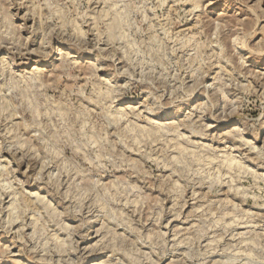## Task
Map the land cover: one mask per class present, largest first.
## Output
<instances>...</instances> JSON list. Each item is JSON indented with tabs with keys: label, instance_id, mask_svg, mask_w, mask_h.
<instances>
[{
	"label": "rangeland",
	"instance_id": "1",
	"mask_svg": "<svg viewBox=\"0 0 264 264\" xmlns=\"http://www.w3.org/2000/svg\"><path fill=\"white\" fill-rule=\"evenodd\" d=\"M0 264H264V0H0Z\"/></svg>",
	"mask_w": 264,
	"mask_h": 264
}]
</instances>
